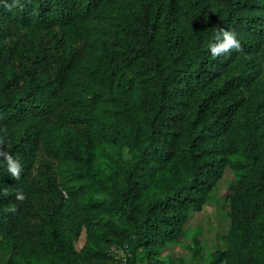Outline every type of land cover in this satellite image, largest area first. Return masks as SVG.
<instances>
[{"label":"trees","instance_id":"16d2710c","mask_svg":"<svg viewBox=\"0 0 264 264\" xmlns=\"http://www.w3.org/2000/svg\"><path fill=\"white\" fill-rule=\"evenodd\" d=\"M219 27L242 51L213 58ZM0 136L23 168L0 161V264H164L227 167L202 264H264V0L0 7Z\"/></svg>","mask_w":264,"mask_h":264},{"label":"rangeland","instance_id":"374dc122","mask_svg":"<svg viewBox=\"0 0 264 264\" xmlns=\"http://www.w3.org/2000/svg\"><path fill=\"white\" fill-rule=\"evenodd\" d=\"M106 32V28L100 27L96 32V37H105L108 35ZM104 152L105 150L99 152L102 159ZM232 178L231 169L225 168L222 177L210 191L202 208L190 212L182 234L178 239L167 244L159 260H163L164 264H202L213 250L217 247H224L223 234L229 224L224 207V197ZM194 237L200 245L198 256H193L190 250Z\"/></svg>","mask_w":264,"mask_h":264},{"label":"clouds","instance_id":"9594fccd","mask_svg":"<svg viewBox=\"0 0 264 264\" xmlns=\"http://www.w3.org/2000/svg\"><path fill=\"white\" fill-rule=\"evenodd\" d=\"M29 2H31V0H24L23 3L22 0H0V7L7 11H12L16 8L23 10L25 3ZM214 41V43L209 45V50L213 58L230 55L234 50L237 52L242 51L241 42L235 30H228L224 27L217 28L214 34ZM5 143L4 137L0 136V161L6 165L7 172L11 177L19 181L23 171L22 165L17 158L5 150ZM124 151L127 152L128 149L125 148ZM3 195H8L6 188L3 190ZM16 199L22 202L26 197L23 192H17ZM17 210L15 205H10L7 208V211L10 213H16Z\"/></svg>","mask_w":264,"mask_h":264},{"label":"built area","instance_id":"2783aa9c","mask_svg":"<svg viewBox=\"0 0 264 264\" xmlns=\"http://www.w3.org/2000/svg\"><path fill=\"white\" fill-rule=\"evenodd\" d=\"M113 264H127L126 256L122 251L118 252Z\"/></svg>","mask_w":264,"mask_h":264}]
</instances>
